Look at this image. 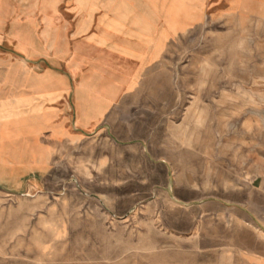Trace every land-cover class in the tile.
Returning <instances> with one entry per match:
<instances>
[{"label": "crops", "instance_id": "obj_1", "mask_svg": "<svg viewBox=\"0 0 264 264\" xmlns=\"http://www.w3.org/2000/svg\"><path fill=\"white\" fill-rule=\"evenodd\" d=\"M210 12L264 20V0H0V264H264V162L188 208L199 219L192 237L162 239L155 255L121 260L112 239L104 259L88 236L69 249L70 232L103 230L109 213L80 208L84 219L73 221L72 207L50 203L73 166L163 150L151 127L163 119L164 57Z\"/></svg>", "mask_w": 264, "mask_h": 264}, {"label": "rangeland", "instance_id": "obj_2", "mask_svg": "<svg viewBox=\"0 0 264 264\" xmlns=\"http://www.w3.org/2000/svg\"><path fill=\"white\" fill-rule=\"evenodd\" d=\"M175 8L173 2L168 10L173 31L180 28ZM65 9L57 8L59 14ZM210 14L164 57L163 119L151 127L161 131L163 150H142L138 162L73 166L50 199L72 207L73 221L84 219L80 208L109 213L103 230L70 232L76 237L69 249H79L88 236L89 243L102 242L104 259L112 239L121 260L158 254L160 240L196 231L199 219L188 208L207 206L240 185L253 162H264V20L243 24ZM160 154L163 162H151ZM177 207L187 209L176 214ZM143 240L152 246L142 247ZM174 249L163 245V251Z\"/></svg>", "mask_w": 264, "mask_h": 264}]
</instances>
